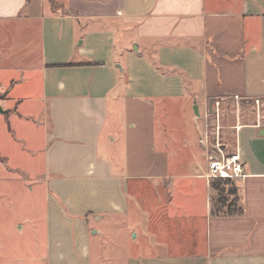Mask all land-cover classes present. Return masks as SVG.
Here are the masks:
<instances>
[{"label":"crops","instance_id":"obj_1","mask_svg":"<svg viewBox=\"0 0 264 264\" xmlns=\"http://www.w3.org/2000/svg\"><path fill=\"white\" fill-rule=\"evenodd\" d=\"M24 68L35 70L43 103L47 264H91V237L103 262L264 264V0H0V71ZM214 97L228 101L218 114L232 116L216 121L212 138L243 166L240 211L230 215L212 214L207 151L198 145L210 139ZM121 103L122 120L135 119L128 128L150 135L153 155L139 160L146 174L112 158L111 134L101 140ZM154 107L163 109L159 127ZM160 180L192 186L171 193ZM140 182L154 189L145 209ZM91 221L122 229L113 257Z\"/></svg>","mask_w":264,"mask_h":264},{"label":"rangeland","instance_id":"obj_2","mask_svg":"<svg viewBox=\"0 0 264 264\" xmlns=\"http://www.w3.org/2000/svg\"><path fill=\"white\" fill-rule=\"evenodd\" d=\"M35 73L34 69L31 71L27 68L16 69L10 72L8 69L0 71V75H3L0 76V82H6L8 78L16 81V85L11 92L10 89L12 87L10 85L0 88V90H3L1 91L2 94L7 92V102L4 101V98L0 101L2 109L7 111V114L0 113V264H47L48 259L47 249L50 246L48 243L51 238H49L50 240L47 238L50 231L47 223L50 220V205L48 204V200H46L48 189L43 162V103L41 99V87ZM6 77L7 79H5ZM211 99L213 100L212 105L209 106V101L207 103L210 115V120H208L210 139L208 140V148H205V151L209 154H213L216 151L214 148L216 143L223 147L222 140L216 142L212 138V135L216 131V121L219 122V126L221 127L227 124V119L232 116L230 110L219 112V114L216 111L220 105H224L228 101L220 97ZM198 102L196 101L195 106H198ZM216 102L219 105L217 108L215 107ZM239 103L245 106L251 104L252 101L248 104ZM123 104L121 103L115 111L117 112L116 115L119 116L121 114L120 120L117 116V122L107 127L102 134L101 140H105L103 141L104 144L108 143L106 136L111 134L115 139V143L112 145L115 148L110 150L112 158L125 156V161L127 159V162H130V166H126V168L128 167L127 172L129 174H146L149 168L144 166L143 163L140 164L139 160H148L153 155L151 154V146L148 148L150 135L146 134L145 131H142L138 135L135 133L137 130H130L128 128V125L131 122H135V119L127 116L122 120ZM150 112H153L155 118L152 121H154L156 127H159L157 123L163 119V109L154 107ZM203 119L202 114L200 121H203ZM141 120L144 122L143 126L145 128L147 127L146 123L149 124L151 121L147 117ZM159 129L161 131L162 127L160 126ZM131 138L133 140L132 144H129V149H123L127 145V140H131ZM198 145L200 144L198 143ZM223 148L224 152L228 153L225 147ZM132 161L137 164L132 165ZM191 182L192 180H160L159 185L163 188L162 190L172 193L177 189L178 183L192 186ZM196 183L195 189L199 190L198 196L200 197L204 182L200 181ZM230 183L236 189V181L230 180ZM139 184L147 188L142 190V193L139 190L140 197H138V201L140 203H137L141 209H145V206L147 207L149 205L148 202L151 200L150 195L153 188L151 187V189L150 185L152 186V183L140 182ZM232 185L226 184L221 187L223 190L221 195L223 203L220 206L222 210H225L226 207H230L233 210L238 206L237 199L232 194ZM129 186L128 190L130 191ZM160 196L163 197V194L157 197ZM216 198L217 194L212 192V200L214 201ZM86 218L90 220L91 216H86ZM90 226L94 227V230L99 229L104 231L105 248L103 247V251L113 257L115 249H117V246L114 244L116 241L114 240L122 232V229L113 230L109 228L110 226L107 223L104 225L103 222L97 223L93 221H91ZM126 235L128 237V233ZM133 235L132 233L131 237ZM91 239L93 242L91 250L92 254H94L91 264H118L117 260L100 261L99 246L95 242L97 238L91 237Z\"/></svg>","mask_w":264,"mask_h":264},{"label":"built area","instance_id":"obj_3","mask_svg":"<svg viewBox=\"0 0 264 264\" xmlns=\"http://www.w3.org/2000/svg\"><path fill=\"white\" fill-rule=\"evenodd\" d=\"M218 102L215 103L217 108ZM217 111V109H216ZM208 137L205 136L200 139L198 143L204 147L208 148ZM216 149L213 154L207 152V174L206 178L213 179H228V180H240L244 177L243 166L241 160L237 154L225 153L224 148H222L218 143L214 145Z\"/></svg>","mask_w":264,"mask_h":264},{"label":"trees","instance_id":"obj_4","mask_svg":"<svg viewBox=\"0 0 264 264\" xmlns=\"http://www.w3.org/2000/svg\"><path fill=\"white\" fill-rule=\"evenodd\" d=\"M232 185L230 183V180L228 179H213L210 181L209 186H210V190L212 192H215L217 194V198L213 201L212 200V206H211V211L212 214L214 215H220V214H236L237 212L240 211L239 208L236 209H231L230 207H226L225 210H222L221 204L223 203L222 199H221V195L223 193V190L221 189V187L223 185ZM233 189H232V194L235 195L237 201H238V197H237V193H236V189L234 187V185H232Z\"/></svg>","mask_w":264,"mask_h":264},{"label":"water","instance_id":"obj_5","mask_svg":"<svg viewBox=\"0 0 264 264\" xmlns=\"http://www.w3.org/2000/svg\"><path fill=\"white\" fill-rule=\"evenodd\" d=\"M4 97H5L4 94H0V101H1ZM241 102L244 103V104H248L249 102H251V100H250V99H242ZM212 103H213V100H212V99L209 100V106H211ZM194 111H195V114L198 115L197 110L194 109ZM0 113H1V114H7V111L3 110L2 107H1V105H0Z\"/></svg>","mask_w":264,"mask_h":264}]
</instances>
